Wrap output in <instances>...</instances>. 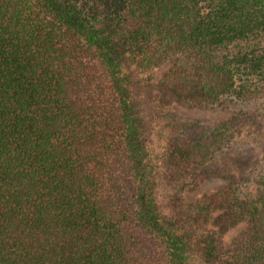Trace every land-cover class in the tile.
Masks as SVG:
<instances>
[{
  "label": "trees",
  "instance_id": "trees-1",
  "mask_svg": "<svg viewBox=\"0 0 264 264\" xmlns=\"http://www.w3.org/2000/svg\"><path fill=\"white\" fill-rule=\"evenodd\" d=\"M228 100L264 103V0H0V264H264V161L208 167L254 114L150 147ZM167 164L224 185L168 211Z\"/></svg>",
  "mask_w": 264,
  "mask_h": 264
},
{
  "label": "rangeland",
  "instance_id": "rangeland-1",
  "mask_svg": "<svg viewBox=\"0 0 264 264\" xmlns=\"http://www.w3.org/2000/svg\"><path fill=\"white\" fill-rule=\"evenodd\" d=\"M240 111L254 114V117L258 119L259 126L246 129L239 138L232 141L222 151L213 163L211 161L208 167L211 173L217 171L219 168H224L225 164L231 161V157L242 148L244 151L242 159L243 163H245L243 167V163L240 162L241 168L239 167V171L241 170L240 172H242V169H245L247 175L254 174L256 170H260L263 167L264 161V103L236 105L228 100L214 109L178 108L168 116L155 121L154 127L151 130V150L163 155L172 142L177 143L178 136L185 131L182 129L184 126H188L187 130L190 131L187 133V136L190 137L191 133H195L193 129L211 127L222 118ZM184 123L190 124L183 125ZM171 167L169 164L162 167L164 170H161L162 173L160 174L158 187L160 201L168 211L171 210L172 204L182 207L185 203L193 202L200 195L210 193L213 189L224 185V182H216L212 180V177L198 185H195L194 180H189L188 176L186 180L177 183L175 178L173 179L172 177H174L173 173L175 171L178 173V170H172L176 167ZM174 201L176 202L173 203Z\"/></svg>",
  "mask_w": 264,
  "mask_h": 264
}]
</instances>
